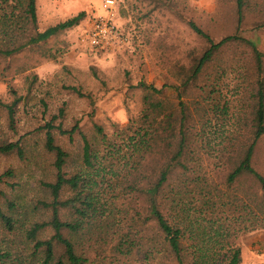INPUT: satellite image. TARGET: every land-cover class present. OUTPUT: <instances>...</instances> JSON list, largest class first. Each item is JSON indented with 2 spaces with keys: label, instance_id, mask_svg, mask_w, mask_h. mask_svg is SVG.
<instances>
[{
  "label": "rangeland",
  "instance_id": "obj_1",
  "mask_svg": "<svg viewBox=\"0 0 264 264\" xmlns=\"http://www.w3.org/2000/svg\"><path fill=\"white\" fill-rule=\"evenodd\" d=\"M103 1L36 0L39 31L81 12L85 16L45 43L0 56V144L19 141L23 151L22 158L14 153L0 155V211L9 220L5 224L0 219V264H41L43 260L42 251L34 252L27 234L34 224L50 217L44 207L51 202L45 184L54 182L56 171L40 128L61 109L63 117L54 125L63 130L78 127L71 137L53 133L55 145L68 156L63 172L96 182L88 190L98 196L101 213L71 238L77 252L90 264H171L164 256L145 260V249L116 257L109 238L129 232L137 240V232L142 231L140 223L134 224L135 214L145 213L140 191L143 184L155 181L176 151L180 102L188 118L189 144L183 158L187 171L178 166L171 172L161 193L163 214L187 232L184 246L212 244L210 238L219 228L221 241L239 247L240 264H264V206L259 210L254 202L260 199L259 187L247 174L230 186L226 182L241 156L240 147L248 140L253 117L249 50L238 45L223 49L197 82L201 89L184 93L179 87L181 68L189 69L207 48L191 32L189 22L215 42L234 34L253 41L263 54L264 68V30H254L264 21V0H246L239 27L234 0H114L109 11L103 10ZM99 18L109 19L117 30L107 49L80 42ZM150 94L165 115L157 117L152 130L140 119L143 98ZM130 121L131 130L126 131ZM144 128L153 138L148 146L135 148L137 133ZM80 134L98 155L93 169L82 162ZM251 164L264 176V137L256 143ZM71 196V190L63 187L60 200ZM256 211L262 227L245 231ZM59 215L62 221L72 218L66 210ZM50 236L47 229L37 238ZM143 236L148 248L157 242L152 226L144 229ZM60 253L56 251L57 256Z\"/></svg>",
  "mask_w": 264,
  "mask_h": 264
},
{
  "label": "trees",
  "instance_id": "obj_2",
  "mask_svg": "<svg viewBox=\"0 0 264 264\" xmlns=\"http://www.w3.org/2000/svg\"><path fill=\"white\" fill-rule=\"evenodd\" d=\"M246 0H234L237 25L242 24L244 19V8ZM84 12L70 18L64 22L48 27L44 31H39L37 27L36 15V0H0V56L10 57L28 46H36L45 43L51 37L68 30L76 25L84 18ZM19 25V28L17 26ZM191 32L198 38L205 41L207 48L198 57L192 60V65L189 69L181 68L179 76L180 86L183 92L189 90L201 89L197 82L200 80L207 68L216 60L221 51L230 46H243L250 52L253 71V117L249 129V137L243 148L240 147L241 156L235 164L232 171L227 176L226 182L230 186L235 180L243 174H247L253 178L258 185L260 199L254 201L256 208L259 210L264 206V176L259 174L251 164L255 146L258 140L264 137V68L263 54L258 50L257 45L244 37L237 34L229 35L215 42L201 28L193 22L188 23ZM254 30H264V21L255 25ZM14 33V34H13ZM148 90L146 85L143 86ZM153 89V88H152ZM75 90V89H74ZM157 93V90H153ZM182 94V93H181ZM180 98V94L178 95ZM151 94L145 95L143 100L145 109L143 110L140 119L148 123L151 130L157 120V117H164L161 104L151 100ZM181 124L179 129V140L176 151L168 162L159 170L155 181L147 182L142 185L140 192L145 199L146 207L143 210L145 213L137 212L135 216L137 221L135 225L140 223L141 232L138 233L137 240L132 238L131 233H127L119 238H109L111 240V254L117 256H126L133 254L136 251H144V259L149 257L164 256L171 264H240V249L236 245L226 241H221L222 234L220 229L214 230V235L210 239L212 244L202 245L200 242H192L184 246L187 232L175 224H172L162 210L164 201L161 196L162 189L167 185L171 172L178 166L182 171H187L184 164V156L187 153V145L189 144V133L187 125L188 120L186 108L180 102ZM9 117L12 120V110L9 112ZM63 117V110H59L58 116H53L41 130L45 136V150L52 153L54 156L53 167L56 171L55 180L52 183L45 184V188L49 191L51 202L44 204V207L50 211V217L47 222L36 223L28 231V238L34 242V252L42 251L43 260L41 264H90L88 258L77 252L74 242L71 240L79 232L83 231L85 225L91 223V219L95 220L100 217L98 213L100 205H97V195L90 193L89 186L91 182L89 178L81 175L67 176L63 172V167L66 163L67 153L59 146L55 145L54 132L59 135H67L71 137L78 131L77 125L70 130H63L61 125H54L58 118ZM128 123L126 131L131 130ZM101 133L100 128H97ZM144 128L138 134L139 141H134V147L137 144L148 146L151 141L152 134L149 129ZM142 132V133H141ZM81 135V134H80ZM145 137L149 138L145 140ZM82 139V162L89 169L95 167L98 155L93 151L88 139L81 135ZM129 140H135L129 138ZM144 146V147H145ZM16 154L18 158H22L23 151L19 141L15 143L0 144V155ZM129 175V174H128ZM131 176H127V179ZM128 179L132 184V181ZM129 182V183H130ZM96 183V182H94ZM137 185V184H136ZM68 187L72 196L65 200H60V194L63 187ZM135 188V187H134ZM60 210L70 212L72 218L69 221H62L59 215ZM259 212V211H258ZM258 212H254L253 221L246 230L252 231L262 227L258 217ZM0 219L8 224L9 220L0 211ZM133 222V219H131ZM137 222V223H136ZM155 231L157 242L153 241V246L146 247L147 241L144 239V229H149L151 226ZM49 229L51 236L48 239H38L37 236ZM131 230V227L129 228ZM193 234V231H192ZM191 234V237H192ZM190 238V237H189ZM108 239V238H107ZM193 239V237H192ZM105 243V241H104ZM60 250V255H56V251ZM105 260V258H103Z\"/></svg>",
  "mask_w": 264,
  "mask_h": 264
},
{
  "label": "built area",
  "instance_id": "obj_3",
  "mask_svg": "<svg viewBox=\"0 0 264 264\" xmlns=\"http://www.w3.org/2000/svg\"><path fill=\"white\" fill-rule=\"evenodd\" d=\"M114 5V0H104L102 8L104 11H109L113 9ZM116 38L117 30L110 20L99 18L92 25L91 31L89 33L85 32L80 37V42L82 45H87L95 49H107Z\"/></svg>",
  "mask_w": 264,
  "mask_h": 264
}]
</instances>
